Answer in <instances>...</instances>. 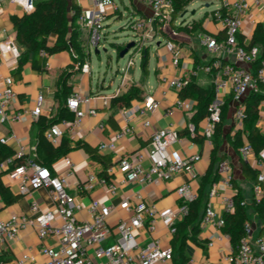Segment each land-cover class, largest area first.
<instances>
[{"label":"built area","instance_id":"built-area-1","mask_svg":"<svg viewBox=\"0 0 264 264\" xmlns=\"http://www.w3.org/2000/svg\"><path fill=\"white\" fill-rule=\"evenodd\" d=\"M11 4L19 7L23 13L34 10L39 0H9ZM152 10L150 18L139 17L129 12L127 28L135 35V46L131 53L127 67L123 69L124 76L128 67L135 65V57L142 60V49L146 48L150 39V27L157 23L160 27L168 26L174 19V6L171 0H143ZM208 2L219 1L221 5L214 12V17L222 22L225 37L218 39L206 33L199 36L198 42L207 53L212 56L211 61L205 65H196L193 69L194 76L203 72L211 77L214 87V100L210 106V115L206 119L204 137L209 142L214 139L218 124L222 121L223 107L227 97L232 98L235 106V122L238 128L243 127L245 119V99L248 95L260 92V85L264 84V61L257 73L254 64L260 56V48L250 46L252 36L244 33V24L249 20L252 26L263 24L254 12L264 21V0H205ZM80 11L70 10L69 17H75V28L84 35L83 50L88 57L92 52L106 50L109 41V27L120 17L123 9L115 0H77ZM82 3H85L82 6ZM3 1L0 0V7ZM226 10L223 15L222 10ZM166 50L172 56L173 65L177 66L181 59V48L173 41L165 42ZM3 54L13 59H19L20 47L16 35H9L6 41L0 43ZM132 51V52H131ZM128 53V54H129ZM97 54V53H96ZM98 54V55H99ZM46 56L45 53H42ZM0 62V123H19L24 117V112L12 111L16 100L14 79L12 76L4 77ZM90 64L81 67L84 73L90 72ZM123 76V77H124ZM189 78L162 77V83L176 90L178 93L186 86ZM125 84V78L122 79ZM93 97L84 95L75 90L67 99V107L74 112L73 120L62 119L47 130L45 136L54 145L68 134L73 136L79 129L85 117L96 116L97 108L93 106ZM43 95H39L35 107L31 111L33 117L39 118L43 114ZM264 103V102H263ZM262 103V104H263ZM90 105L89 111L81 108ZM161 102L152 95H148L138 108L139 115L148 116L160 108ZM195 102L191 99L178 98L174 108L182 111H193ZM174 109L166 115L171 116ZM146 127L151 123L146 120ZM103 129V126H101ZM190 133L187 137L192 140L195 135V126L188 123L186 127ZM131 131L125 130L117 133V138H123ZM181 134L169 128H155L151 136V150L124 153L108 168L110 176L100 177L98 172H90L86 181L80 185L79 191L87 194L97 189H103L107 194L115 196L121 187L127 183H138L141 186L156 184L171 179L175 174H191L195 162L200 156L183 158L178 150L173 149L175 144L181 143ZM6 143L7 139H1ZM115 150V143H102L99 151L106 149ZM243 161L248 162L259 171L257 183L254 185L256 198L264 196V160L259 159L252 146L244 142L239 149ZM25 156L24 147L15 153L14 157ZM264 157V153L262 155ZM12 160L0 166V170ZM66 171L54 174L48 167L28 160L11 171V177L16 181L18 192L31 198L28 213L14 214L7 220H0V244L6 245L17 239L24 230H33L41 240L51 239L53 242L43 246L38 254L24 253L15 264H170L174 258L172 243L164 245L157 238L159 224L167 229L169 235L174 237L177 233V224L188 213L189 202L198 198V191L191 188L189 183L181 184L176 193L183 203L177 210L173 208L157 209L155 205L148 204L142 195L136 194L134 198L123 199L119 205L107 204L99 199L92 200L88 205V219H80L79 213L84 209L74 195L70 193V179L75 173L76 165L69 157H65ZM220 181L229 189L234 190V172L231 164L224 160L219 164ZM120 174V180L113 178ZM40 189L48 192L52 208L44 210L38 201L33 199V193ZM211 190L209 198L215 195ZM225 212L233 211L234 201L230 195L225 197ZM121 209L128 214L127 218L120 219L116 224L110 221L111 215ZM222 214H218L212 204L208 202L202 219L201 226L213 224L220 231L224 226ZM246 235L236 252L226 256L228 264H264V238L254 236L253 226L248 223L245 228ZM228 237L224 233L218 238ZM214 246V242L208 244ZM38 255L44 257L39 262Z\"/></svg>","mask_w":264,"mask_h":264},{"label":"crops","instance_id":"crops-1","mask_svg":"<svg viewBox=\"0 0 264 264\" xmlns=\"http://www.w3.org/2000/svg\"><path fill=\"white\" fill-rule=\"evenodd\" d=\"M2 1L3 5L0 7V43L6 41L9 35H16L11 17L24 14L19 7L11 4L9 0ZM75 1L77 2V0ZM202 2L208 3L204 8L215 4L217 9L221 5L219 1L208 2L203 0ZM193 4L194 2L190 6ZM84 5L85 3H82V6ZM131 5V10L125 7L128 13L131 12L139 17L145 18H150L153 15L151 8L143 0H135V2L132 0ZM215 10L202 12L200 15H197L194 11L192 12L194 18L191 21L184 18L186 14L183 16L185 13L183 12L180 15V23L174 20L165 27H160L157 23H154L150 27L151 39L147 45V48H149L148 54L146 55L148 57L147 75L143 73L142 60H140L139 66L135 63V65L128 67L125 76L123 72L121 74L118 70L117 72L120 73V82L109 94L106 93V89L108 88H104L103 84L96 83L94 85L92 57H88L83 50L84 35L77 30L79 39L82 41L83 58H77L74 55L75 51L73 48L70 51L45 56L46 71L44 72L34 70L31 61L19 70L18 59L8 57L0 49L2 75L4 77L12 76L14 79L16 100L12 106V111L24 112V117L19 123H0V141L3 138L7 139V142L4 144L13 152L14 156L20 147H24L27 157L39 158L54 174L65 172V157L71 158L76 165V169L70 179V193L84 205L85 209L79 213L80 219L89 218L87 207L92 200L99 199L104 203L117 206L123 199L134 198L137 193L142 195L148 204L155 205L157 209L173 208L177 210L183 203L182 199L176 193L177 188L181 184L189 183L195 191L200 189V181L206 175L211 165L214 140L209 142L207 139H204L202 144H197L191 139L183 137L181 143L173 146V149L178 150L183 158H190L196 155L200 156V160L194 163L191 174H175L167 181L147 186H141L138 183H127L121 187L115 196L105 193L103 189H97L91 193L84 194L79 191V187L86 181L90 172H99L101 170V165L88 153L89 150H97L100 144L112 142L116 144L115 150L108 148L100 152L103 155H108L112 162L115 163L120 155L124 153L136 152L138 150H151V136L155 128L163 129L171 127L180 134L186 129L194 111H182L174 108L175 102L179 98V93L163 84L161 79L163 76L169 78H190L196 65H205L211 61L212 56L199 45L198 39L202 33L209 34L218 39L225 37L222 22L213 15ZM254 15L260 19V22L264 23L257 12H254ZM243 28L245 34L252 36L256 26H252L250 21L246 20ZM168 40H173L181 48V59L177 66L173 65L172 56L165 48V42ZM54 41L55 37H50V44H53ZM151 59H153L152 69ZM85 63L90 64L91 69L89 73L81 71V67ZM196 77L199 85L203 87L211 85V77L209 75L200 72ZM123 78H125L124 85L121 84ZM64 86L71 88L69 95L73 91L78 90L84 95L92 96L94 99L92 105L97 108L98 113L96 116L85 117L82 126L75 131L73 136L66 134L60 139L59 144L63 140H66L68 143L64 154L53 160L46 158L44 153L39 149L41 136L39 119L42 116L49 119L58 117L59 104L55 100V94L57 92L63 93ZM111 86L112 83L108 87ZM132 86H139L143 89V98L132 101L130 107L120 109L112 107L111 99L115 96L123 95ZM39 95H43L44 97L43 114L39 118H36L32 116L31 111L35 107ZM148 95H152L158 99L161 105L155 112L150 113L146 117H142L139 115L138 108ZM231 104L232 108L226 121L228 131H231L233 128L234 130L240 129L236 126L234 118L236 105L233 102ZM65 107L67 111L73 114V118L62 117L61 120H73L75 114L67 107V102ZM81 108L89 111L90 105H82ZM171 109H174L173 115L167 116L166 113ZM146 120L151 123V127L144 125ZM205 125L206 120L201 122L199 127V133L203 137ZM101 126H103V129ZM258 126L264 131V103L261 105V117ZM126 127L130 128L131 131L123 138L118 139L117 133L125 130ZM245 142H247L246 139ZM218 156L220 158L223 157L233 168L234 182L237 188L241 189L244 202L248 208V214L250 215L254 231L253 235L264 238V224L260 223L254 215L252 206L254 183L244 174V162L239 150L234 149L232 143L226 139H222L219 142ZM3 169V182L16 197L12 203L7 204L0 196V220H7L14 214L28 213L31 198L21 195L18 192L17 183L11 177L9 165L7 164ZM113 178L120 180V174L117 172ZM210 190H214L216 193L208 201L218 214L223 215L226 208L224 203L225 197L230 195L233 197L236 189H229L219 180L210 187ZM210 190L208 189V191ZM33 199L38 201L40 207L44 210L52 208L50 196L44 189L35 191L33 193ZM206 202L207 199H205ZM203 213L204 208L202 209V215ZM127 217L128 214L118 208L111 215L110 221L112 224H116L120 219ZM221 235L222 232L213 224L201 226V231L197 237L198 243L188 241L185 245L186 260L183 261L178 251L174 250V258L170 264H228L226 262V256L232 252V245L228 237H223L219 240L218 238ZM157 238L164 245H169L172 243L174 237H171L167 229L160 223ZM52 242L51 239L41 240L33 230H24L13 242L6 245L0 244V264H15L16 260L22 254H38L43 246L51 244ZM210 242H214L213 247L208 246ZM37 259L39 262L44 261V257L40 255H38Z\"/></svg>","mask_w":264,"mask_h":264},{"label":"trees","instance_id":"trees-1","mask_svg":"<svg viewBox=\"0 0 264 264\" xmlns=\"http://www.w3.org/2000/svg\"><path fill=\"white\" fill-rule=\"evenodd\" d=\"M174 6V18L183 13L193 2L197 0H171ZM73 9L77 13L80 11L75 0H39L35 4V8L30 13H24L22 15H14L11 17V21L16 34V41L20 47L21 54L18 59L19 70H21L29 61H31L32 68L38 72L46 71L45 53L46 56H52L64 51H70L74 49V55L77 58H83L82 41L79 39V34L76 31L75 17L70 18V10ZM223 15L226 14V10H222ZM215 14V12H213ZM55 37L53 44H50V37ZM114 49L119 56L120 52L126 46L123 44H113ZM250 46H257L260 48V56L254 64V71L257 73L264 61V25L258 24L254 30ZM148 57H145L143 62V73L147 75L148 69ZM70 87L64 86L63 93L57 92L55 94V100L59 104V115L57 118L49 119L47 117H40V141L39 149L44 156L48 159H57L64 154V150L67 146V141L63 140L61 144H52L45 136V132L50 129L54 124L61 121L62 117L69 119L73 118V114L66 110L65 104L70 96ZM260 92L250 94L245 99V119L243 127L237 130L234 128L231 131L227 130L226 121L229 117L232 98L227 97L225 105L223 107L222 121L218 124L214 133V148L211 155V165L205 176L200 181V189L198 190V198L187 204L188 213L177 224V233L175 234L172 246L174 250H177L179 256L186 260L185 245L188 241L198 243V235L201 231V223L205 213V209L209 200L210 187L220 180V174L218 171L219 164L224 161L223 157L218 156L219 142L222 139H226L234 149L239 150L245 142L252 146L256 156L259 159H263L264 153V131L258 126L261 117V105L264 102V84L260 85ZM143 89L139 86H132L123 95L115 96L111 99V105L115 108L130 107L132 101L140 100L143 98ZM69 95V96H68ZM179 97L182 99H191L195 102L194 114L190 119V123L195 126V135L192 138L197 144H202L205 137L199 133V127L201 122L206 120L210 115V106L214 100V87L209 85L203 87L199 85L197 77L192 75L186 84V86L179 93ZM59 121V122H60ZM182 137H189L190 133L186 128L182 133ZM89 155L101 165V170L98 172L100 177L110 176L107 173L109 167L113 162L108 155H103L97 150H89ZM12 160L9 163V170L12 171L16 167L24 164L28 160L37 162L43 166L45 164L40 161L39 158H29L26 155L23 157H14L13 152L0 141V166ZM244 174L246 177L254 183H257L259 171L255 169L251 164L243 161ZM217 164V167H216ZM47 167V166H46ZM4 172L0 170V196L2 200L9 204L12 203L16 197L12 194L10 188H8L2 179ZM234 189L236 193L233 195L234 209L230 212H224V226L221 228V232L228 236L232 245V251L236 252L241 240L246 235V225L251 223L250 215L248 214V208L244 202V198L241 193V189L237 188V185L233 181ZM208 189L210 191H208ZM207 196V197H206ZM205 199L207 202L205 203ZM252 206L254 209V215L264 224V196L256 198L253 194ZM204 213L202 215V209ZM252 224V223H251Z\"/></svg>","mask_w":264,"mask_h":264},{"label":"rangeland","instance_id":"rangeland-1","mask_svg":"<svg viewBox=\"0 0 264 264\" xmlns=\"http://www.w3.org/2000/svg\"><path fill=\"white\" fill-rule=\"evenodd\" d=\"M131 1L132 0H115V2L123 9V17L116 20L115 23L109 27V41L106 47L107 51L102 49L99 55L93 51L91 55L94 85H96V83L103 84L104 88H108L106 89V93L108 94L118 86L120 82V73L122 74L123 69H125L131 55V53H129L125 57L120 58L117 51L114 49L115 47L113 44H127L129 42H134L135 40V35L127 28L129 13L125 9V7H128L130 10L132 9ZM202 1L203 0L196 1L192 6L188 7L184 18L191 21L194 18L192 15V12L194 11L197 15H200L202 12H211L216 9L215 4L208 8H204V6L208 3H203ZM177 21L180 23L181 18L178 17ZM148 51L149 48L147 47L142 49V63L144 62ZM152 60L153 59H151V69L153 66ZM135 62L137 66H139L140 56L135 57ZM118 70L120 73L117 72ZM111 83L112 86L108 87Z\"/></svg>","mask_w":264,"mask_h":264},{"label":"water","instance_id":"water-1","mask_svg":"<svg viewBox=\"0 0 264 264\" xmlns=\"http://www.w3.org/2000/svg\"><path fill=\"white\" fill-rule=\"evenodd\" d=\"M185 13L183 14V16L187 13L186 10L184 11ZM135 46V42H129L126 44V46L123 48V50L120 52L119 57L123 58L125 57L129 51ZM97 54H99V51H96Z\"/></svg>","mask_w":264,"mask_h":264}]
</instances>
